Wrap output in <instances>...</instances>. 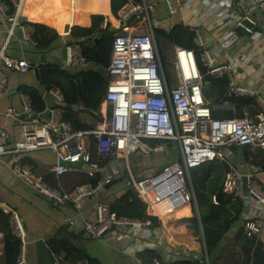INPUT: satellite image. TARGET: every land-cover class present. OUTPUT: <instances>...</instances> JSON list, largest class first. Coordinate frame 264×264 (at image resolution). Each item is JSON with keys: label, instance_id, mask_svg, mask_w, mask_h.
<instances>
[{"label": "built area", "instance_id": "obj_1", "mask_svg": "<svg viewBox=\"0 0 264 264\" xmlns=\"http://www.w3.org/2000/svg\"><path fill=\"white\" fill-rule=\"evenodd\" d=\"M161 1L171 14L180 9L179 0H140L139 3L125 5L120 17L116 18L118 28L113 33L107 67L109 84L104 96L108 114L96 126L74 130L69 122L60 118L57 110H51L46 118H42L40 113L33 111L26 94L20 96V111L9 107L4 112V117L12 125V132L0 127V157H7L11 170L52 203L67 202L77 206L94 195L97 189L110 184L113 178L104 176L95 186L84 183L65 191L50 185L34 172L33 165L26 159L32 152H52L57 163L51 172L56 176L73 168H81L89 176H95L101 173V160L110 162L120 156L127 158L135 153L146 156L163 151L162 144H153L152 140L176 143L178 155L171 161L152 167L149 174L137 178L129 173L128 186L145 203L147 214L162 219L185 205H192L198 216L190 178L192 168L212 160H226L230 164L235 158L233 148L251 146L264 149V110L252 114L242 108L240 116L213 118L202 94V76L191 50L173 46L170 60L172 76L171 80L167 79L150 20V13ZM23 2L18 1L12 27L17 24ZM259 5L264 14V0H259ZM4 11L5 6L0 2V12L3 14ZM132 15L131 23H127ZM139 20L146 23L145 26L142 27ZM105 26L106 19L100 24L101 28ZM22 31L28 38L29 28L22 27ZM204 60L207 72L212 76L221 77L230 72L229 65H214L208 57ZM65 62L67 65L85 63L77 45L71 43L66 46ZM1 64L20 72L29 68L26 60L8 59L2 52ZM5 87L6 77L0 67V91ZM230 91L239 95L253 94L241 86L230 85ZM54 93L61 99L57 92ZM78 161L86 167L74 165ZM242 177L240 172H227L222 191L234 195L244 191L264 205V188L247 176L246 189L243 190ZM211 199L217 204L214 195ZM0 210L9 215L11 232L23 244L25 232L19 215L1 200ZM139 221L118 216L109 205L100 203L94 209L93 218L83 220V229L89 237L100 238L115 227L139 225ZM243 229L246 237L257 236L261 231L252 220H246ZM15 264H25L24 252L18 255ZM146 264L164 263L153 258Z\"/></svg>", "mask_w": 264, "mask_h": 264}, {"label": "crops", "instance_id": "obj_2", "mask_svg": "<svg viewBox=\"0 0 264 264\" xmlns=\"http://www.w3.org/2000/svg\"><path fill=\"white\" fill-rule=\"evenodd\" d=\"M30 1L24 0L17 24L13 27L12 19L7 18L5 11L3 14L0 12V53L2 52L5 58L26 60L29 63V68L25 72L6 68L2 64L0 66L6 77V87L0 91V127L10 133L12 125L4 117V112L9 107L21 110L20 96L24 94L21 90L24 86L36 87L42 94L46 104L45 110L40 113L42 118H46L51 110L60 112L57 106L61 99L54 93L57 91L46 90L35 76V69L39 65L49 62L70 71L77 70L73 69V66H83L66 64V50L64 53L63 50L69 44V34L58 31L66 23L88 25L90 14L82 12L88 18L87 24L70 22L72 18L70 14L68 20L59 15L55 16V2L52 0L53 8L44 10V6L36 17H30L26 13L32 7ZM183 1L168 24L178 20L179 23L194 29L197 34L194 43L204 49V58H210L214 65H229L230 72L227 75L230 78V85L241 86L251 91L253 94L246 96L253 98L259 111L264 110V14L259 0ZM162 5L167 10L166 4L162 1L155 10L163 9ZM68 7L70 9V4ZM76 16L77 14H74L73 20ZM245 17H249L262 29L250 35H238L234 27ZM25 21L52 27L60 36L50 47L37 49L30 39L32 28L25 24ZM113 24L116 25L117 21ZM22 27L29 28L28 38L23 35ZM41 55L43 58H40ZM57 94L59 95L58 92ZM214 108L232 109V105L216 104ZM94 112L92 113L95 116L80 113L79 121L92 127L96 126L108 114L104 98L101 106ZM59 116L61 118V113ZM233 150L235 154L233 162L229 164L224 160L230 170L240 172L256 183L258 181L264 183V171L261 169V165L264 164V149L245 146ZM26 159L33 165L34 172L41 177L51 173L57 163L54 154L46 150L32 152ZM114 161L105 163L101 170V176H110L113 178L112 182L97 189L94 195L74 206L67 202L62 204L50 202L11 170L7 157H0V200L12 208L22 220L25 236L20 253L24 252L25 264H146L153 257L164 264L184 260L206 264V259L207 264L208 261L209 264H213L212 260L218 256L216 261L219 264H234L233 262L242 256V244L245 240L244 236L238 239L235 237L242 230L246 220H252L260 226V233L254 237L264 248V205L256 202L244 191L240 195H234L243 203L240 215L222 233L210 256H207L203 246L202 227L201 238H198L194 231L190 218L197 214L192 205L178 208L173 214L158 218L154 222L148 221V224L146 221H139V225L115 227L100 238L89 237L84 232L83 220L93 218L94 209L100 203L111 207L129 187L128 180L123 179V170L116 172L120 168L116 167ZM185 210L187 212L182 213ZM3 252L4 238L0 232V259Z\"/></svg>", "mask_w": 264, "mask_h": 264}, {"label": "trees", "instance_id": "obj_3", "mask_svg": "<svg viewBox=\"0 0 264 264\" xmlns=\"http://www.w3.org/2000/svg\"><path fill=\"white\" fill-rule=\"evenodd\" d=\"M18 1L0 0L5 6V15L7 18L12 19L14 16ZM31 1L32 7L26 13L30 17H36L50 0ZM108 1L110 3V12L117 19L120 17L121 9L125 5L140 2V0H75L74 10L77 16L74 18L73 23L87 24L88 18L82 12L88 14L103 13L100 7L108 4ZM179 1L181 2L183 0ZM54 2L56 8L55 16L57 15L58 17L59 15L61 18L68 20V0H54ZM81 4L83 5L81 6ZM104 19L105 16L102 14L92 15L90 26H73L68 35L69 44L73 43L79 47L85 59L84 65L86 64L87 67L70 71L57 64L44 62L35 69V76L39 84L43 85L46 90H56L61 96V102L57 106L61 113V119L69 122L74 130L92 128L91 125L79 121V114L90 113L92 116H95L91 111H95L101 106L109 84L107 67L109 65L111 44L115 30L106 27L101 28L100 24ZM24 23L32 28L30 39L37 49L50 47L60 36L56 29L44 24L30 21H25ZM166 26V30L161 34L162 41H169L173 46L178 45L192 51L197 69L202 76V94L210 106V113L213 118L222 119L240 116L242 108L248 109L252 114L259 111L253 98L230 91V78L228 75L215 77L208 74V68L205 65L203 57L204 49L194 43V39L197 36L194 29L188 25L179 23L178 20ZM155 40L166 77L168 80H171L170 77L172 74L168 73L171 64L168 60L167 53L163 49L162 44L156 38ZM21 90L30 98L31 107L35 113H41L45 110L46 104L39 89L24 86ZM223 103L231 104L234 109L214 108V105ZM159 141L174 144L168 140H152L151 143L156 144ZM166 147L168 146L163 147V153L166 155V162H169L175 156L167 154ZM106 162V160H101V167ZM230 171L229 165L224 160H212L190 170V178L199 211L198 217L194 216L190 219L198 238H201L203 235V246L207 256L212 255L222 233L238 218L243 206L242 200L236 196L225 199L226 194L222 191V182L225 174ZM101 178V173L95 176H89L81 168L69 169L58 176L52 172L44 176V179L50 185L59 187L65 191H71L84 183H91L95 186ZM257 183L264 188V183L259 181ZM213 195L217 199V204L212 202L211 197ZM111 209L118 216L140 221L148 220L154 222L158 220L157 217L147 214L145 203L131 186L125 189L124 193L115 200L111 205ZM8 218V215L0 210V232L3 233L4 238V252L0 263L15 264L21 250V241L11 232ZM200 227L203 230L202 235ZM241 236L245 238L242 244L243 253L241 258L233 263L264 264L263 246L256 241L255 237H246L243 228L237 233L235 238L238 239ZM218 257L212 260L213 264H219L216 261ZM170 264L202 263H199V261L184 260Z\"/></svg>", "mask_w": 264, "mask_h": 264}, {"label": "rangeland", "instance_id": "obj_4", "mask_svg": "<svg viewBox=\"0 0 264 264\" xmlns=\"http://www.w3.org/2000/svg\"><path fill=\"white\" fill-rule=\"evenodd\" d=\"M184 1H181L180 4H182ZM163 9H158L154 10L150 13V20L154 28V35L157 41H159L165 52L167 53L168 60L170 62L171 56H172V48L173 44L169 41H162V32L166 30V25H168V22L170 19L174 17V14H171L168 12V10L165 9L164 5H162ZM99 13H93L89 15V24L86 26H81V27H88L91 25L92 22V15H97ZM106 14V13H105ZM102 14L105 16V19H109V16ZM112 15V14H111ZM114 17V16H113ZM115 18V17H114ZM176 19V18H175ZM174 19V20H175ZM117 21V19L115 18ZM138 23L143 27L145 26L146 23L142 22V20H139ZM80 26V25H78ZM111 28L116 30L118 28V21L117 24L114 25L112 20H111ZM63 28L58 31L62 32ZM87 67V65L83 64V66H73V69H81ZM170 67L168 69V73H170ZM166 141H159L160 144H162L163 147H166V153L174 155L177 157L178 151H177V146L176 143L171 144V143H165ZM158 154V153H157ZM156 153H152L149 155H143V154H131L129 157L125 158L123 156L117 157L113 159L112 161L115 162L116 167H119L120 169L117 170L116 172H120L123 170V179L125 181L130 179L129 173L133 175L134 178H137L138 176L146 175L150 173V169L152 167H158L161 164H164L166 162V155L161 151L158 155ZM171 158V157H170ZM129 170V171H128ZM122 173V172H121ZM120 173V174H121ZM122 175V174H121Z\"/></svg>", "mask_w": 264, "mask_h": 264}, {"label": "water", "instance_id": "obj_5", "mask_svg": "<svg viewBox=\"0 0 264 264\" xmlns=\"http://www.w3.org/2000/svg\"><path fill=\"white\" fill-rule=\"evenodd\" d=\"M133 19V15L130 16V18L127 20V23H131ZM73 27L72 24L66 23L63 27L62 30V34H69L71 28ZM106 28H111V20L110 19H106ZM249 29V31L247 30ZM261 26L256 24L254 21H252L249 17H245L242 18V20L239 21V23L234 27V31L238 34V35H250L254 32H257L259 30H261ZM94 41H96V39H94ZM66 49L63 50V53L65 52ZM40 58H43V56L41 55ZM94 112V111H92ZM95 113V112H94ZM74 165L80 167H86L85 165L82 164V161H78L77 163H75ZM261 169L264 171V164L261 165ZM246 183H247V178L246 176L242 177V189L245 190L246 189ZM234 194L233 193H227L225 196V199L227 198H233ZM51 202V200H49ZM23 226V223H22ZM24 228V226H23Z\"/></svg>", "mask_w": 264, "mask_h": 264}, {"label": "bare ground", "instance_id": "obj_6", "mask_svg": "<svg viewBox=\"0 0 264 264\" xmlns=\"http://www.w3.org/2000/svg\"><path fill=\"white\" fill-rule=\"evenodd\" d=\"M69 4H70V9H69V14L72 16L70 22L73 21V17H74V14H75V10H74V7L75 4V0H68ZM53 6V1L50 0L48 2V4L44 7V10H48L47 8L51 9V7ZM53 8V7H52ZM101 10L103 13H106L107 16H109V19L112 20V22H116L115 18L113 17V15H111V12H110V7H109V4H105L104 6L101 7ZM73 14V15H72ZM70 19V17H69ZM183 208V207H182ZM181 211V210H180ZM187 212L186 210L182 213H185Z\"/></svg>", "mask_w": 264, "mask_h": 264}]
</instances>
